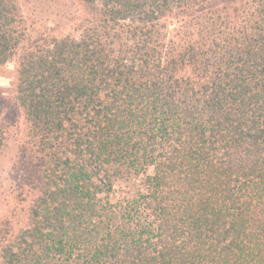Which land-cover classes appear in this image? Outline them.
<instances>
[{"label": "trees", "instance_id": "trees-1", "mask_svg": "<svg viewBox=\"0 0 264 264\" xmlns=\"http://www.w3.org/2000/svg\"><path fill=\"white\" fill-rule=\"evenodd\" d=\"M49 2L0 0L38 179L0 264H264V0Z\"/></svg>", "mask_w": 264, "mask_h": 264}, {"label": "rangeland", "instance_id": "rangeland-1", "mask_svg": "<svg viewBox=\"0 0 264 264\" xmlns=\"http://www.w3.org/2000/svg\"><path fill=\"white\" fill-rule=\"evenodd\" d=\"M22 0L25 11L41 20L56 34L72 30L64 16L56 15L57 9L49 0ZM15 63L0 68V122L7 126L6 144L0 154V219L12 216L21 206L20 189L26 179L37 181L28 152L25 148V120L13 91ZM25 135V136H24Z\"/></svg>", "mask_w": 264, "mask_h": 264}]
</instances>
